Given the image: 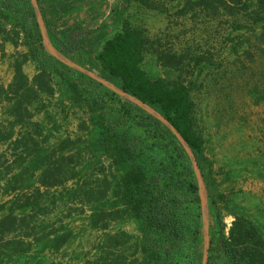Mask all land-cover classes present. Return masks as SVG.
<instances>
[{"label": "trees", "instance_id": "trees-1", "mask_svg": "<svg viewBox=\"0 0 264 264\" xmlns=\"http://www.w3.org/2000/svg\"><path fill=\"white\" fill-rule=\"evenodd\" d=\"M34 1L58 53L151 108L187 145L208 196L206 264H264V237L254 222L220 206L189 89L178 80L152 79L142 67L150 52L167 69L183 57L153 51L144 30L122 20L87 59L84 47L93 23L81 20L78 0ZM124 3L170 16L154 0ZM71 5L76 15L69 13ZM198 13L226 16L233 32L248 28L264 44V0H181L172 16L194 19ZM42 37L32 0H0V59L7 58L12 71L11 82L0 87V264H39L35 260L44 261L46 252L60 253L73 238L64 220L83 215L85 208L91 230L106 232L128 215L138 235L104 233L96 255L84 264H201L199 188L183 143L136 103L47 53ZM6 44L14 49L10 55ZM27 64L33 65L32 78L23 72ZM66 111L77 116V131L87 135V142L109 152L110 169L117 172L111 179L103 168L80 177L87 147L79 137L51 145L59 129L56 118ZM108 199L117 206L99 209ZM59 204L66 211L49 221ZM224 210L233 217L227 234Z\"/></svg>", "mask_w": 264, "mask_h": 264}, {"label": "rangeland", "instance_id": "rangeland-1", "mask_svg": "<svg viewBox=\"0 0 264 264\" xmlns=\"http://www.w3.org/2000/svg\"><path fill=\"white\" fill-rule=\"evenodd\" d=\"M154 1L163 3L170 16L147 11L136 5L126 7L124 0H78L79 3L74 5L79 6V10L82 11L79 14L81 20L93 23L92 31L94 30L84 47L88 54L85 58L92 57V53L100 48L102 41L119 29L122 20L143 29L153 43V51L183 57L181 64L176 68L167 69L158 62L153 52H150L146 55L142 67L152 79L178 80L187 86L195 106L196 129L204 140V154L212 164L216 195L220 206L222 209L227 207L246 215L264 237V53L262 52L264 44L259 42L247 30L248 28L233 32L228 23L230 18L226 16L218 15L212 19L198 13L194 19L189 15L174 17L172 15L181 0H174L172 3H170L172 0ZM32 4L36 17L41 18L34 0ZM74 5L67 8L72 15L73 13L76 15ZM71 20L72 18H69V23ZM238 20L244 23L240 17ZM48 41L53 48L49 38ZM5 51L7 55H10L14 49L7 44ZM58 54L61 59L53 57L61 63L87 75L108 89L112 88V84ZM7 63V58L0 60V85L2 86L8 84L11 79V71ZM24 72L29 76L33 75V65L27 64ZM76 117L70 111L57 116L58 134L55 139H52L51 145H55L59 139L66 136L72 139L79 137L87 147L84 150L83 166L79 169L80 177L92 172L96 173L103 168V174L111 179L110 174H117V172L110 169L109 152L87 142L89 138L86 134L78 133ZM38 119L40 120L41 117ZM82 147L78 144L77 148ZM184 151L190 160L199 188L203 236L201 264H206L209 250L208 196L201 179L205 194L204 212L197 175L202 177L193 156L185 148ZM71 186L72 183H69L68 187ZM54 191L51 190L50 195ZM6 199L1 200L6 201ZM49 201L50 198L46 199V203ZM115 206H117L115 201L108 199V202L98 208L110 211ZM57 207L49 221H54L55 216L60 218L62 212L66 211L63 204ZM89 215L90 209L85 208L83 215L64 220L74 235L69 246L56 255H49L46 252L44 261L41 257H37L35 263L84 264V261L91 260L96 255L95 249L104 233L124 231L131 235H138L137 224L128 215L109 224L106 232L91 230L88 224ZM222 215L225 234H227L233 217L225 210Z\"/></svg>", "mask_w": 264, "mask_h": 264}, {"label": "bare ground", "instance_id": "bare-ground-1", "mask_svg": "<svg viewBox=\"0 0 264 264\" xmlns=\"http://www.w3.org/2000/svg\"><path fill=\"white\" fill-rule=\"evenodd\" d=\"M37 19H38V23H39V25H40V28H41V32H42V36H43V45H44V47H45V49H46V51L48 52V53H50V54H52V55H55V56H57V57H59L60 58V56L57 54V52L50 46V43H49V41H48V37H47V34H46V31H45V28H44V26H43V23H42V20H41V18L39 17V16H37ZM112 89H114L116 92H118V93H120L121 95H123L124 97H127L128 99H130L132 102H134V103H136L137 105H139V106H141V107H143L144 109H146L149 113H152L157 119H159V120H161L169 129H171V131L180 139V141L183 143V145H185L184 144V142L181 140V138L175 133V131L158 115V114H156L154 111H152L150 108H148V107H146V106H144V105H142L141 103H139L138 101H136V100H134V99H132V98H130V97H128V96H126V95H124L122 92H120L118 89H116V88H112ZM184 147H186V145L184 146ZM196 169V168H195ZM196 172H198V171H196ZM198 176V178H199V183H200V186L199 187H201V191H200V197H201V199H202V202H203V207H204V212H205V202H204V200H205V194H204V189H203V185H202V181H201V179L202 178H200L199 177V175H197ZM196 176V177H197ZM204 215V214H203ZM205 216V215H204ZM206 218V217H205ZM205 222V224H206V221H204Z\"/></svg>", "mask_w": 264, "mask_h": 264}, {"label": "crops", "instance_id": "crops-1", "mask_svg": "<svg viewBox=\"0 0 264 264\" xmlns=\"http://www.w3.org/2000/svg\"><path fill=\"white\" fill-rule=\"evenodd\" d=\"M180 7V3H179V6L177 7V8H179ZM176 8V9H177ZM7 45V44H6ZM5 45V46H6ZM6 52V51H5ZM12 54V53H11ZM0 60H2V59H0ZM7 66H8V63H7ZM25 67V66H24ZM8 68H9V66H8ZM10 69V68H9ZM11 71V70H10ZM23 72H24V68H23ZM25 73V72H24ZM26 74V73H25ZM34 74H35V71L33 72V75H31V76H29V75H27L29 78H32L33 76H34ZM11 79H12V71H11ZM11 79H10V81L8 82V84L11 82ZM8 84H6L5 86H2V85H0V87L2 86V87H6ZM38 119V118H37ZM39 120V119H38ZM74 236V235H73ZM73 239V238H72ZM70 242H71V240H70ZM70 242L65 246V248L67 247V246H69V244H70ZM65 248H64V250H65Z\"/></svg>", "mask_w": 264, "mask_h": 264}, {"label": "water", "instance_id": "water-1", "mask_svg": "<svg viewBox=\"0 0 264 264\" xmlns=\"http://www.w3.org/2000/svg\"><path fill=\"white\" fill-rule=\"evenodd\" d=\"M54 49V48H53ZM55 50V49H54ZM50 54V53H49ZM58 54V53H57ZM50 55H52V54H50ZM59 55V54H58ZM52 56H55V55H52ZM56 58H57V56H55ZM61 57V56H60ZM59 58V57H58ZM61 59V58H60ZM114 86H112V88H113ZM112 88H110L113 92H115L116 93V91L115 90H113ZM116 88V87H115ZM118 93V92H117ZM123 93V92H122ZM134 99V98H133ZM137 101V100H136ZM139 102V101H138ZM140 103V102H139ZM142 104V103H141ZM142 105H144V104H142ZM144 106H146V105H144ZM146 107H148V106H146ZM149 108V107H148ZM151 109V108H150ZM164 120V119H163ZM165 121V120H164ZM166 122V121H165ZM167 123V122H166ZM168 124V123H167ZM169 125V124H168ZM170 126V125H169ZM171 127V126H170ZM172 128V127H171ZM173 129V128H172ZM176 133V132H175ZM177 134V133H176ZM178 135V134H177ZM179 136V135H178ZM180 137V136H179ZM181 138V137H180ZM182 140V139H181ZM183 141V140H182ZM185 144V143H184ZM186 145V144H185ZM184 145V146H185ZM183 146V147H184ZM185 149H186V151L191 155V152L189 151V149H188V147H187V145H186V147H184Z\"/></svg>", "mask_w": 264, "mask_h": 264}]
</instances>
